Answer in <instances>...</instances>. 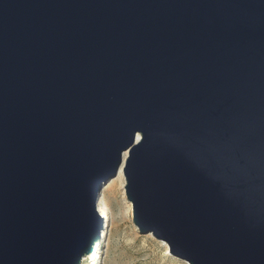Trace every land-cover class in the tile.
Returning <instances> with one entry per match:
<instances>
[{
  "label": "water",
  "instance_id": "95a60500",
  "mask_svg": "<svg viewBox=\"0 0 264 264\" xmlns=\"http://www.w3.org/2000/svg\"><path fill=\"white\" fill-rule=\"evenodd\" d=\"M123 164L171 254L264 264V0H0V264H82Z\"/></svg>",
  "mask_w": 264,
  "mask_h": 264
},
{
  "label": "rangeland",
  "instance_id": "374dc122",
  "mask_svg": "<svg viewBox=\"0 0 264 264\" xmlns=\"http://www.w3.org/2000/svg\"><path fill=\"white\" fill-rule=\"evenodd\" d=\"M113 183L111 179L102 187L108 215L103 217L98 242L82 264H189L171 254L165 241L139 231L132 220V203L130 206L125 199L123 184L119 180Z\"/></svg>",
  "mask_w": 264,
  "mask_h": 264
},
{
  "label": "bare ground",
  "instance_id": "6f19581e",
  "mask_svg": "<svg viewBox=\"0 0 264 264\" xmlns=\"http://www.w3.org/2000/svg\"><path fill=\"white\" fill-rule=\"evenodd\" d=\"M128 155H129V150L125 151V159L128 157ZM124 164H123L118 176L116 177V179L114 178L112 180H114V183H116L119 180L123 184V187H124V190H125L126 178H125V167H124ZM124 195H125L126 201L131 206V202L128 200L127 195H126V190L124 192ZM99 206H100V212H101L102 216L106 217L108 215V211H107L106 201H105V198L103 196H101V198H100V205Z\"/></svg>",
  "mask_w": 264,
  "mask_h": 264
}]
</instances>
